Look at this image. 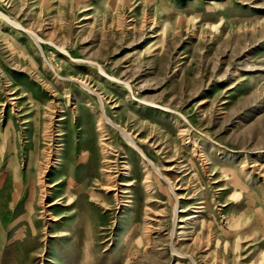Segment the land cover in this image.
<instances>
[{
    "label": "rangeland",
    "instance_id": "rangeland-1",
    "mask_svg": "<svg viewBox=\"0 0 264 264\" xmlns=\"http://www.w3.org/2000/svg\"><path fill=\"white\" fill-rule=\"evenodd\" d=\"M0 264H264V0H0Z\"/></svg>",
    "mask_w": 264,
    "mask_h": 264
},
{
    "label": "bare ground",
    "instance_id": "bare-ground-1",
    "mask_svg": "<svg viewBox=\"0 0 264 264\" xmlns=\"http://www.w3.org/2000/svg\"><path fill=\"white\" fill-rule=\"evenodd\" d=\"M81 175H82V174H81ZM29 177H30V176H29ZM30 180H31V178H30ZM30 180H29V181H30ZM25 182H26V181H25ZM76 189H77V188H76Z\"/></svg>",
    "mask_w": 264,
    "mask_h": 264
}]
</instances>
